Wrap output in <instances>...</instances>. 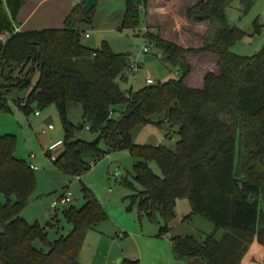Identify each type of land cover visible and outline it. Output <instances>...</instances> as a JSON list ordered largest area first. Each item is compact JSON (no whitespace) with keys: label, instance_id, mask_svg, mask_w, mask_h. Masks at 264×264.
I'll return each mask as SVG.
<instances>
[{"label":"trees","instance_id":"1","mask_svg":"<svg viewBox=\"0 0 264 264\" xmlns=\"http://www.w3.org/2000/svg\"><path fill=\"white\" fill-rule=\"evenodd\" d=\"M85 1L72 7L60 29L13 34L23 0H0V35L7 34L0 42V112L9 111L7 96L28 89L36 75L35 85L24 99H17V106L25 116L36 111L32 106L57 107L64 139L52 165L61 174L80 178L91 162L109 152L127 151L135 160L134 181L142 189L131 202L140 215L161 219L158 238L170 231L179 200H186L190 210L185 220L200 217L213 227L201 243L190 236L171 238L175 256L205 264H240L253 241L264 248V48L252 57L230 52L244 36L228 25L227 10L236 0H199L185 10L189 23L216 28L198 49L184 50L144 32L142 38L153 43L159 60L176 68L179 78L126 93L116 79L124 80L128 56L113 54L105 43L95 51L80 43L77 28L92 22V10L81 12ZM123 2L119 30L133 31L148 0ZM239 2L242 14L252 7L251 0ZM200 54L216 56L218 73L206 74L202 88L195 90L184 84L190 73L185 56ZM26 67L25 79H12L15 70ZM70 106L80 108L82 126L67 120ZM148 125L163 129L167 138L175 136L174 149L134 144L133 132ZM83 127L95 135L92 142L75 139ZM14 150L15 138L1 136L0 264H79L87 232L105 219L100 204L82 187V206L63 212L69 233L48 243L46 253L36 250L33 242L45 239V233L19 216L35 190V179ZM150 162L159 176L148 168ZM219 230L222 235L216 239Z\"/></svg>","mask_w":264,"mask_h":264},{"label":"rangeland","instance_id":"2","mask_svg":"<svg viewBox=\"0 0 264 264\" xmlns=\"http://www.w3.org/2000/svg\"><path fill=\"white\" fill-rule=\"evenodd\" d=\"M57 1L53 0L50 4L42 6L34 18H38L45 10L49 13L54 11ZM66 1L74 3L81 0ZM96 1L97 4L91 11V26L77 28L81 45L91 51L99 49L101 44L105 43L113 54L135 57L136 51H139L144 44L142 34L146 28L145 17L149 28L154 29L155 35L164 41H170L169 43L173 45H178L177 47L185 48L184 50L198 49L197 47L203 44L204 40H211L216 30L213 25L186 24L189 22L183 12L199 0H148L146 9L139 14L138 26L133 31L119 30L124 11L123 0ZM251 1L252 7L246 14H242L239 0L227 10L228 25L244 34L243 38L230 48L232 54L241 57H252L264 48V0ZM85 34H88L89 38H85ZM159 54L160 51L154 48L148 54L139 55L138 72L134 75L126 73L123 76L124 80L116 79L120 90L126 93L129 90L136 92L143 89L147 75L155 83L178 79L179 76L175 75L177 69L166 67L159 60ZM204 60L205 58L199 57L190 61L194 85L199 84L197 81L201 70L209 66ZM27 70V67L23 70H15L12 79L16 81L25 79ZM35 82L36 75L32 77L28 89L8 95L6 103L9 111L0 112V137L12 135L15 138L14 157L25 161L28 166L37 168L33 171L35 190L19 212V216L25 222L38 224L45 233V239H36L32 244L33 247L46 253L48 243L63 238L69 233L71 226L65 220L63 212L69 207L79 209L82 206L81 188L85 187L100 204L105 219L87 232L79 251L78 263L126 264L133 258L139 260V251L146 260H149L148 263L160 262L157 260L156 252L163 250L159 247L161 244L156 245V243H161L162 238H157L156 234L162 226V221L159 217L151 221L146 216L140 215L131 202V197L142 190L133 178L135 160L127 151L109 152L98 161L91 162L88 171L78 180L76 177L61 174L43 155V148L38 140V136L49 126L54 130L47 133L45 144L50 145L64 139L63 125L57 107L53 104L44 109L32 106L31 109L39 113L38 117H34L33 112L25 116L17 106V99H24ZM67 120L75 127L82 126L81 111L78 106L69 107ZM156 120L157 118L152 119L153 122ZM75 139L92 142L95 135L83 127L77 132ZM132 139L136 145L164 146L171 150L174 149L177 141L175 136L167 138L163 129L152 125L135 130ZM61 152L62 148L53 156L57 158ZM32 156L33 159L30 160L29 157ZM148 168L155 175H160L154 162L148 163ZM65 193L70 194L71 202L52 209L50 205ZM11 201L14 202V199ZM189 212L186 200L176 202L175 217L171 223V227L174 228L173 232L172 230L170 232L173 235L193 236L201 243L205 236L214 232L213 227L200 217L190 221L185 220ZM221 235V230L216 231L214 238L219 239Z\"/></svg>","mask_w":264,"mask_h":264},{"label":"crops","instance_id":"3","mask_svg":"<svg viewBox=\"0 0 264 264\" xmlns=\"http://www.w3.org/2000/svg\"><path fill=\"white\" fill-rule=\"evenodd\" d=\"M2 1L5 2V0H2ZM52 1L53 0H23V4H22L21 8L19 9L15 20L12 23V28L17 29L19 32H34V31H42V30H50V29L51 30L60 29V28H62L63 21H64L65 17L70 13L72 7L74 5L82 2V0L74 2V3L67 2L66 0H58L57 3H55L56 7H55L54 11H51L49 13L45 10V12L39 14L38 18H36V17L34 18V16L40 10V8H42V6L48 5ZM189 7H187V8H189ZM183 13H185V11ZM145 20H146L145 30H147L151 34H155L154 29L149 28L146 17H145ZM186 24L191 26V23H186ZM197 25L204 26V25H207V23H202V24H197ZM155 29H157V28H155ZM88 38H89V36H88ZM202 45L203 44H200V46H198L197 48L202 47ZM180 48H182V47H180ZM183 49H185V48H183ZM139 55H141V54L139 53L138 50L136 51V55L133 58H131L132 57L131 55L126 54V56H128L129 61L135 59L137 64H138L137 58ZM199 57L205 58L204 62L209 64V66H208V68H203L201 70V73L199 75V80L197 81V83H199V84L194 85V81L192 80L193 70H192V67L190 65V61L194 58H199ZM159 59H160V54H159ZM185 61L188 64V66L190 67V73L184 80V84L188 88L199 90L202 88L203 78L206 74H208V73L217 74L218 73V69L216 67L217 58L213 54H200L197 56H185ZM165 66L169 68L168 65L165 64ZM175 75L179 76V72L177 71V73ZM200 80H201V82H200ZM154 83H155V81H154ZM52 130H54V129H52ZM29 159L32 160L33 156L29 157ZM36 170H34V171H36ZM194 218L195 217H192L191 219H189V221L194 219ZM173 228H174V226H172L170 229V230H172V232H173ZM168 233H170V236H168ZM168 233L165 236L161 237L162 238L160 241L161 243H156V245L161 244L159 247L163 250V252H156L157 260H159L160 262L148 263L149 260H146V258L143 257L141 251H139V256H138V257H140L139 260L137 258H133L131 261H137L138 263L140 261V264H205L204 261H202L198 258H192V259L177 258L172 251V245H171L170 239L173 237H185V236H180L179 234L173 235V233H171L170 231ZM156 237H157V234H156ZM190 237H193V236H190ZM138 238H141V237H138ZM152 261H153V259H152ZM240 264H264V248L262 246L258 245L256 243V241H253L248 246L245 254L241 258Z\"/></svg>","mask_w":264,"mask_h":264},{"label":"built area","instance_id":"4","mask_svg":"<svg viewBox=\"0 0 264 264\" xmlns=\"http://www.w3.org/2000/svg\"><path fill=\"white\" fill-rule=\"evenodd\" d=\"M4 3V1H1ZM19 32L17 29L15 28H12V33L15 34ZM144 32H146V30H144ZM85 38H88V34H85L84 35ZM7 38V34H2L0 35V42L3 44L5 42ZM143 46L140 48L139 50V53L140 54H148L150 52L151 49H154V45L153 43L151 42H148L147 40L143 39ZM139 70V66L138 64L136 63L135 59L131 60V61H128V66L127 68L125 69L124 71V74L128 73V74H136ZM154 82L150 79L149 75L146 76V79H145V86H150V85H153ZM24 102L25 101H21L19 102V105L20 106H23L24 105ZM33 116L34 117H38L39 116V113L37 111H34L33 112ZM53 127L52 126H49L47 128L46 131H42V133L38 136V140L40 142V144L42 145V153L43 155L49 160V162H54L55 161V157L53 156V154L62 148V145H63V141H57V142H54L52 144H45V139H46V135L49 131H52ZM85 130H88V128H85ZM30 170L34 171L36 170L37 168L33 167V166H29ZM76 179L78 180L79 178L76 177ZM71 202L70 200V194L69 193H65L63 194L57 201L53 202L50 207L52 209H56L58 207V205H67Z\"/></svg>","mask_w":264,"mask_h":264},{"label":"water","instance_id":"5","mask_svg":"<svg viewBox=\"0 0 264 264\" xmlns=\"http://www.w3.org/2000/svg\"><path fill=\"white\" fill-rule=\"evenodd\" d=\"M97 4L96 0H86L84 5L81 7L83 15H87Z\"/></svg>","mask_w":264,"mask_h":264}]
</instances>
